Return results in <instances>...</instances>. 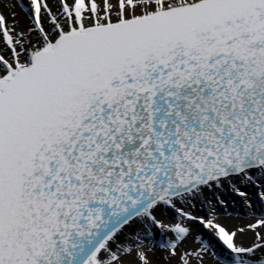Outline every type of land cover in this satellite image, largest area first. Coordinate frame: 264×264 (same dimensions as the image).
Returning a JSON list of instances; mask_svg holds the SVG:
<instances>
[{
  "label": "snow or ice",
  "instance_id": "obj_1",
  "mask_svg": "<svg viewBox=\"0 0 264 264\" xmlns=\"http://www.w3.org/2000/svg\"><path fill=\"white\" fill-rule=\"evenodd\" d=\"M8 7L0 264H264V0Z\"/></svg>",
  "mask_w": 264,
  "mask_h": 264
},
{
  "label": "bare ground",
  "instance_id": "obj_2",
  "mask_svg": "<svg viewBox=\"0 0 264 264\" xmlns=\"http://www.w3.org/2000/svg\"><path fill=\"white\" fill-rule=\"evenodd\" d=\"M14 2L15 0H0V11H3L5 14H7L10 11L8 5ZM16 10L19 12L18 8Z\"/></svg>",
  "mask_w": 264,
  "mask_h": 264
}]
</instances>
